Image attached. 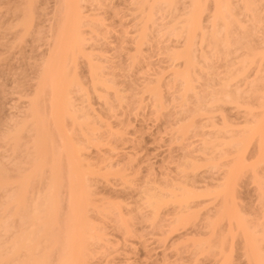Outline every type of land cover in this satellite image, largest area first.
<instances>
[{
	"label": "bare ground",
	"instance_id": "bare-ground-1",
	"mask_svg": "<svg viewBox=\"0 0 264 264\" xmlns=\"http://www.w3.org/2000/svg\"><path fill=\"white\" fill-rule=\"evenodd\" d=\"M102 1L56 0L53 17L50 18L51 23L47 30L48 35L44 34L47 48L45 53L42 52L43 54L38 57L39 62L35 63L37 68L35 84H33L35 89L33 88L31 92L32 97L28 98L27 117H24L26 120H21L20 124L17 123L18 125L14 124L13 130L8 133L6 131L7 135L3 133L4 139L1 138L4 141L6 139V143L8 141L11 143L13 151L10 153L13 156L16 153L14 149L19 151L20 142L23 140L21 137H24L22 136L24 127L28 125L27 128L30 129L26 130L31 136H26L29 141L23 142L21 146L27 147L33 142L34 147L29 146L30 150L25 147L28 153L32 152L28 154L25 151L23 155L27 153L32 156L28 157L31 158L30 160L35 158L37 160L30 162L36 167H25L29 173L23 180H19L18 177L12 181L6 174L7 170L1 167L3 165L0 166V190L4 189L8 193L7 199L0 201L2 213L0 217L6 218L3 222L0 221L3 223L0 229L7 231L5 228L10 221L7 218L17 217L18 230L16 229L15 232H19L16 237V233L14 234V239H8L10 243L7 242L8 240L0 241V244L2 243L0 264H48V259L50 261L52 257L49 252L55 248L58 250V239L63 233L65 222L71 223L72 226L67 237L64 238L65 246L60 247L61 258L54 264L76 263L78 257L84 255L79 251L74 253L73 247L85 248L88 243L98 244L103 236L101 231L85 217V211H88V208L94 211L97 217L112 214L114 218L116 217L115 228L119 231L125 230V217L121 215L116 204L109 203L108 208L95 205L89 192L90 185L88 187L85 185V188L87 187L85 192L82 196L79 195L83 174L90 181L95 176L107 181V177L111 175L116 177L123 186L130 188L132 184L124 176L122 169L112 170L111 164L108 163L104 166L106 170L103 176H97L91 169V165L83 169V174L73 167L57 174L56 164L61 157L67 156L65 136L58 140L60 147L59 151H56L57 155L52 152L58 147L54 146L57 142L54 144L53 141L58 136L55 131L60 123L57 116L61 113L59 109L65 117L62 116V120H69L71 127L72 124L74 127V124H79L78 130L72 127L73 132L75 130L74 133L79 131L78 137L76 136L78 139L75 138L77 142H80L76 145L77 154L89 147L98 148L103 145L100 139L95 138L97 127H94L96 124L93 126L92 123L95 117H92L91 111L85 109L88 106L90 108V104L83 103L88 101L89 92L85 91L83 84L81 85L74 75L67 77V71L77 67L78 59H83L85 62L86 75L89 76L87 78L91 86L89 90L96 99L105 107L109 101L114 100L110 96L115 97V101L118 100L117 89L111 86L110 81L103 78L101 62L99 64L94 62L92 56L86 51V47L91 46L90 43L93 40L85 36V30H88L89 34H94L101 25L98 14L89 13L91 9L88 8H97ZM132 1L133 11L131 12H134L133 27L135 29H133L134 35L132 33L130 43L133 46L131 50L135 54L142 50L141 45L146 46V43H150L148 40H152L147 39V32L150 29L152 33V25H154L152 22L156 24L155 19L159 17L158 13H162L161 17L163 13H166L164 11L175 13L167 15L168 18L169 15L170 17L175 15L168 19L171 21L168 23L173 22V24L170 26L168 24L166 28L167 23L161 24L164 28L161 27L162 30L157 31V36L158 33L159 36L162 35L160 39L166 36V41L169 40L167 41L169 45L163 49L171 63L170 81L166 83L171 88L177 86L179 95L174 99L178 98L177 103L179 102L183 116L176 123L177 127L175 126L172 132V136L174 135L172 139L184 140L190 131L198 129L195 122L197 117L207 119L204 125L206 129L199 128L201 131L196 132L195 137L199 136L197 146L188 149L187 153L179 158L180 163L178 162L175 166L174 176L160 180L148 179L145 182L144 187L139 191L140 194L138 193L140 201L138 210L144 212L150 224L155 223L161 215H170L175 227L200 219L201 223L194 229V234L191 233L195 238L193 236L191 239L192 236L189 235L191 240H188V244L184 243V248L189 253L187 264H264V35L257 34L264 20V17L259 15V12L264 11V0ZM261 2L262 5H260ZM31 4H33L32 1H28L25 4L28 6H25L24 11L21 10L23 18L19 19L21 20L18 23L20 29H22L21 26L25 29L30 22L33 23L29 21L34 16L30 18V12L34 11L31 9ZM167 17L161 19L165 21ZM151 37L149 35V38ZM196 46L198 49H195ZM135 57H130V60H136ZM199 61H202L204 65H200ZM211 61H222V72H217ZM199 74H204L206 77L202 86L205 94L197 96L193 94V80ZM142 87L141 94H147V97L152 100V107L160 113L165 104L160 93V81H150ZM178 88H181V91ZM73 92L82 99L83 105H81L87 107L81 108L80 105L79 109L74 105L70 97ZM189 92H192L194 98L192 107L188 97ZM43 95H46V100L42 99ZM38 100H42L40 101L42 104ZM40 104L41 111L38 109ZM111 109L108 107L107 111ZM227 110L234 111L233 116H230ZM214 113L216 115H213ZM60 134L59 136H62ZM47 145L48 151H51V153L48 152L49 155L51 154L50 157H47L50 158L47 181L44 179L46 181L44 183L47 184L39 191L41 192L44 188L43 193H38L33 198V194L29 193L31 188L27 187L32 185V181L41 172H38L41 170L39 164L42 162L39 159L47 155L44 150L43 153L41 152ZM248 159L253 161L247 164ZM24 160L27 161L25 158ZM16 161L19 162L12 161L14 167L15 164L16 166L21 164L20 167L23 168L25 163L21 160ZM19 170L15 169V171ZM40 175L38 178L42 182ZM22 177L24 176L20 179ZM59 180L67 181V183L64 182L67 184H64V187H67L63 191L67 197V214L62 221L63 224L55 229L57 232L48 234L53 231L54 226L56 227L54 221L58 204ZM247 181L248 185L253 186L252 192L255 196V201H251L252 205L249 208H246L248 203L244 205L239 203L244 200L239 196V190L243 185H247ZM62 185L63 181L61 189ZM26 189H29L31 201L27 199L29 196ZM5 192L2 193L4 196ZM64 194L63 197H65ZM247 198L249 199V196L246 195L245 199ZM3 201L4 203L1 204ZM9 224L10 228L12 224ZM22 227L25 228L21 230ZM218 228L219 230L216 231ZM4 231L3 233L6 234ZM1 232L0 235L5 237ZM41 238L43 241L40 243L38 240ZM185 238L187 237L182 240L184 241ZM4 242L7 245L3 246ZM235 244L238 246L236 247ZM88 258L89 254L85 255L82 264H89ZM205 260L206 263H204Z\"/></svg>",
	"mask_w": 264,
	"mask_h": 264
},
{
	"label": "rangeland",
	"instance_id": "rangeland-1",
	"mask_svg": "<svg viewBox=\"0 0 264 264\" xmlns=\"http://www.w3.org/2000/svg\"><path fill=\"white\" fill-rule=\"evenodd\" d=\"M28 1H32L33 3L31 4V9H34V11L32 10L30 12V18L34 15V19H29V21H32L33 23L30 22L29 25H31V27L28 25L27 27H29V29L26 27L25 29L28 30L23 32L22 30L25 29H23L21 25L22 29H20L18 23L21 21L19 19L21 17L23 18L22 11H24L25 6H28L25 5ZM55 2L56 0H0V135L2 134L0 136V166L3 165L1 167L4 168L5 171L7 170L6 174L12 179V181L18 177L19 180H23L26 178L25 175L29 173H27V168L30 166L36 167L34 163L30 162H35L37 159L30 160L31 158L28 157L32 156L27 155L28 150H26V148L30 150L31 147H34L32 145L33 142L32 144L29 143L27 147L25 145L21 146L23 145V142L29 141L26 136H31L26 130L28 129L27 127H29L28 125L25 126L26 128L24 127L22 134L24 137H21L23 140L20 139L21 145H19V141L17 143L19 145V151L14 149L16 153L14 151L15 154L13 156H11L12 153H10L13 151L11 143H9V141L6 143L7 140L5 139V142L3 137L7 135L6 131L8 133L13 130L15 127H13L14 124H20L21 120H26L24 117L28 112V100L30 99L29 97H32L31 92L33 91V88L35 89V86H33V84H35V71L37 73L35 63H37L40 59L38 57L42 55V52L46 51L47 48L46 40H44L46 37H44V34L45 36L46 34L48 35L47 30L49 23H51L50 18L53 17L52 13L55 8ZM132 2V0H103L97 8H88L89 10L91 9L89 13L98 14V18L101 20V25L96 29L94 34H89L88 30H85V36L87 38L91 37L93 40V42L90 43L91 46L88 45L86 47V51L92 56L94 62L98 64L101 62L100 66L103 68V78L110 81L112 84L111 86H114V88L117 89V93L120 94L119 95L115 92L117 94L116 96H118L117 101H115V97L110 96V98H114V100L111 98L112 101H109V104L113 107L109 104L107 107L103 106L91 93V90H89L91 89V86L89 85V78H87L89 76L86 75L87 68L83 59H78L77 67L75 69H69L67 71L68 78L74 75L78 82L81 85L83 84L82 86L85 91L89 92V103L88 101L83 102L84 105L90 104V108L88 106L89 109L85 108L87 106H82V99L79 98L76 92L70 94V97L77 108L80 109V105L82 104L81 108H85L89 112L91 111L90 113H92V117H95V121H92L93 126L96 124L94 127H97V129H95V138H97V140L100 139L103 145L98 148L89 147L77 154L75 149L76 145L80 142H77L78 140L75 138L78 137L79 131H76V133L74 132L75 130H78L79 124H74L75 127L72 124V127H74V129L76 128L73 132L69 120H62V116L64 117V115L61 109H59L61 113L57 115L60 119L58 128L55 131L56 136L58 133V138L55 136L56 138L53 142L54 144L57 142V145L54 146L58 147H54V149H57H55V151L52 149L50 150H52L54 155L55 153L57 155L58 152L56 151H59L60 144L58 143V140H60V137H66L67 150V156L61 157L55 166L57 174H60L63 171L65 172L72 167L83 174V169L91 165V169L97 176H103L106 170L104 169V166L109 163L111 164L110 166L112 167V170L122 169L124 176L132 184L130 188H127V186H123L116 177H112L111 175L107 177V181H103L96 176L90 181L88 180L89 178L83 174L79 195L82 196L83 192H85L86 188L90 185L89 192L93 203L95 205H102L104 208L110 207L109 203L116 204L121 215L125 217L126 227L125 230L119 231L115 228L114 219L116 217L114 218L112 214H110L111 216L106 214L105 217H97L95 212L88 208V211H85V217L92 225L96 226L101 231L103 234L102 240L98 244L91 245L88 243L85 248L73 247L74 253L79 251L84 255L79 256L76 263L73 264H82L85 255L87 256L88 254L89 264H187L189 253L184 248V243L186 244L193 239L194 235H191V233L194 234V229L201 223L200 219H196L193 223L175 227L173 218L167 214L168 216L161 215L155 223L150 224L147 222V219L143 214L144 212L142 213L138 210V203H140L138 193L140 189L144 187L145 182L148 179L160 180L164 177L168 178L174 176L175 166L178 165V162L180 163L179 158H182V156L187 153L188 149L197 146L199 136L195 137L196 132L199 133L201 129H206L204 125H206L207 119H205V117H197L195 122L198 129L192 130L193 132L190 131L184 140L178 141L172 139V137L174 138L172 132H174V128L177 127L176 123L178 120L182 119L183 116L178 104L179 102L177 103L178 98L176 100L174 99L179 95L176 90L177 86L176 88H171L167 85L168 83H166L170 81L171 63L167 59L163 49H165L166 45H169V42H167L169 40L166 41V36H163L164 38L160 39L162 35L159 36V33L158 38L157 31L158 29L162 30V28H164L161 24L167 23L165 24V28L168 27V24L171 23L168 19L174 17L175 13L172 11H164L166 12L165 14L163 13L164 19L168 14L171 15V13H174L172 17L169 15V18L167 17V20L165 21L161 19L163 18L161 17L162 13H158V18L161 17L160 20L163 22L158 18H154L156 21H153H155L156 24L154 22H152L154 25L151 24L152 33L150 32V29L147 32V39H152L153 41L148 40L151 44L146 43V46H144L145 44L141 45L140 47L142 50H139L140 52H136L135 54L131 50L133 46L131 45L132 43H130V40H132L131 38L134 35L133 29H135L133 27L134 12H131L133 11V7L131 6L133 5ZM262 4L263 3L261 2L260 5ZM262 7L263 6H261V8ZM259 15L264 17V11L259 12ZM241 19L244 20L242 17ZM172 24H169V26ZM257 34L258 36L264 35V20L262 21ZM149 35L150 37L151 35L152 37L154 36V39L152 37L149 38ZM196 48L197 46L195 49ZM196 55H198V53ZM132 56H136V60H130V57L132 58ZM199 62H201L200 65H204L202 64V61ZM211 63L217 69V72H222V61H211ZM205 79L206 77L204 74H199L194 78L193 94H196L197 96L205 94V91L202 88ZM156 80L160 81V93L162 100L165 102L164 108L160 113H157L152 107V100L147 97V94H141L143 93V85ZM174 88L177 92L173 90ZM180 89L178 88V90ZM188 95L191 101L190 106L192 107V103L194 102L192 92H189ZM43 96L42 99L46 100V95ZM119 97L121 98L120 102ZM38 101L41 103L40 101L42 100ZM41 104L40 106L38 105L40 111L42 110ZM108 107L112 108L111 111H107ZM228 114L233 116L234 111H228ZM213 115H216V113ZM103 124L108 127L103 126ZM60 133L62 136H59ZM7 144H10V147ZM18 145L16 146L18 147ZM48 149L49 147L47 145L44 146L41 151L42 153L43 150L44 152H47L45 157H40L41 159H39L42 160V162L44 159V162H40V164L36 163L41 165V170L38 172L41 171V175L40 173L39 175L42 178V182L38 178L39 175H37L35 180L32 181V185L30 184L32 187H30V185L27 187L29 189L31 188L30 192L29 189H26V193H32L33 198L36 194L38 195V193L42 194L47 184L44 183L50 165V158L47 157H50L51 155L48 154ZM25 151L27 153L26 155H23ZM31 152L32 151L29 153ZM49 153H51V151ZM22 156H25L24 158L27 159L29 163L24 160ZM14 160L16 163L19 162L16 160H21L25 163L23 164V168L20 167L22 166L21 164L20 166H18L19 164H17V166L15 164L14 167L12 163ZM252 161H249L248 159L247 164ZM14 168L20 170L15 171ZM21 176L24 177L20 179ZM62 181L63 185L61 189ZM62 181L59 180L58 184L59 182L60 184L59 186L57 185L58 204L55 215L57 221L55 220L56 223L54 221L56 227L54 226L53 231L48 234H55L57 232L55 229L63 224L62 221L66 218L67 197L63 191L64 188L67 187H64V184L67 183V181ZM244 182H246V179H244ZM248 184L249 182L247 181V185H243V188L241 187L239 190V196L242 197V199L244 198V200L239 201V203L242 205L248 203L246 208H249V206L252 205L251 201H253L255 197L252 192L253 186ZM85 185L87 186L86 188ZM42 187H44L43 190L39 192ZM1 191L2 189L0 190V201L6 198V195L8 197V193L5 192L4 189L2 192ZM4 192L5 196L2 194ZM29 193L26 195L29 196ZM62 193L65 197L62 196ZM246 195L249 196L250 200L248 198L245 199ZM32 197L29 196L27 198L28 201H31L30 198ZM3 203L4 201L1 204ZM253 205H255V203ZM0 215H2L1 212ZM16 218L17 217L14 219H12V217H10V219L9 217L7 218L10 220L9 223L12 224L9 228L10 224L8 223V227L5 228L7 231H4V229L1 228V232L0 229V232L5 235V237L0 235L1 242L7 241L11 238L14 239L19 233L15 232L16 229L18 230V223L16 221L18 218ZM0 219V221L3 222L6 218L1 216ZM12 220H14L13 223ZM1 224L3 223H0V226ZM5 226H7V224ZM71 226L72 224L67 222L63 225V233L58 239V250L55 248L53 251L49 252L52 256H49V258L51 257V264H54L59 258H61L60 247L65 246L66 242L64 238L67 237L66 235L71 229ZM23 228L25 227L20 229L22 230ZM219 228L216 231H218ZM3 231L6 234L8 232L9 234L6 235ZM189 235H191L192 238ZM184 237H187L188 239L185 238L183 241L182 239ZM41 239L38 240V242L40 241L41 243L43 241V239ZM7 242L10 243L11 241L8 240ZM4 243L3 246L7 245V243ZM236 244L235 246L237 247L238 245ZM1 245L2 243L0 246ZM36 252L34 254H36ZM50 261L48 259V264ZM206 262L207 261L205 260L204 263Z\"/></svg>",
	"mask_w": 264,
	"mask_h": 264
}]
</instances>
